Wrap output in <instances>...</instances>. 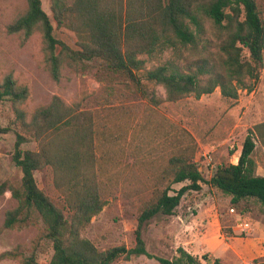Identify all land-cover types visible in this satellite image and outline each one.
<instances>
[{
	"label": "trees",
	"instance_id": "obj_1",
	"mask_svg": "<svg viewBox=\"0 0 264 264\" xmlns=\"http://www.w3.org/2000/svg\"><path fill=\"white\" fill-rule=\"evenodd\" d=\"M49 10L52 18L41 0H24L6 31L23 40L39 35L43 65L54 81L60 80L64 68L82 73L98 63L104 70L128 76L152 105H158L188 95L198 98L216 87L223 97L236 99L239 88L251 90L247 80H257L264 66V19L256 0H49ZM52 19L57 28L73 33L75 48L56 37ZM205 19L217 29L215 38L207 37ZM168 50L172 57L158 60ZM152 60L157 61L147 68L146 62ZM204 75L208 77L201 82ZM156 86L164 89V96L156 95ZM28 96V86L11 72L0 76V102L9 101L13 112L10 125L0 131L14 133L12 160L21 172L18 184L0 182V194L8 192L14 200L2 226L36 228L51 247L46 264H113L141 255L160 264H223L182 246L169 258L157 256L147 250L142 237L145 225L171 218L182 195L203 184L229 195L234 204L255 199L264 215V176L256 173L252 157L255 141L264 147L263 120L248 130L237 163L216 165L209 178L193 161V141L180 142L167 161V183L139 208L134 245L98 249L81 233L105 204L96 171L93 113L79 103H65L59 95L27 110ZM31 142L35 148L21 147ZM44 169L51 171L62 206L37 184L34 173ZM180 182L187 183L170 194L171 186ZM37 243L19 264H40ZM16 256L11 250L0 258ZM254 263L264 264V256Z\"/></svg>",
	"mask_w": 264,
	"mask_h": 264
},
{
	"label": "rangeland",
	"instance_id": "obj_2",
	"mask_svg": "<svg viewBox=\"0 0 264 264\" xmlns=\"http://www.w3.org/2000/svg\"><path fill=\"white\" fill-rule=\"evenodd\" d=\"M256 1L264 19V0ZM41 3L51 17L49 0H41ZM23 4L24 0H0V76L11 72L18 82L28 86L29 96L24 104L27 110L48 102L52 95H59L65 103H79L92 111L96 171L105 204L81 233L98 249L134 245L139 208L153 191L167 183L164 177L167 161L180 142L189 144L193 141V161L200 160L201 154L208 152L218 165L229 161L231 153L241 149L248 130L264 120V66L257 80H247L251 90L239 88L236 99L223 97L216 87L198 98L188 95L158 105H152L128 76L104 70L98 63L89 64L88 71L82 73H71L64 68L60 80L54 81L43 65L39 35L23 40L18 34L6 31V25ZM204 22L207 37L215 38L217 29L210 20ZM52 23L56 37L75 48L73 33L57 28L53 19ZM171 57L168 50L158 60ZM156 61L145 65L149 68ZM207 77L202 76L201 82ZM147 86L152 88L151 84L147 83ZM154 91L156 95L164 96L161 86L154 87ZM12 118L10 102L1 101L0 128L10 125ZM14 141L12 131H0V182L19 183L21 172L12 160ZM255 145L252 154L255 171L264 176V147L257 141ZM21 147L33 149L35 143H25ZM202 174L207 177L205 172ZM34 176L39 188L62 206L63 199L52 184L51 171H36ZM186 183L173 184L169 193L173 194ZM13 205L14 200L8 192L0 194V255L11 250L17 254L13 258H0V264H19L21 257L29 255L37 242L38 261L46 264L51 247L39 238L36 228L16 230L2 226L5 211ZM201 207L217 212L226 232L237 222L249 221L252 225L250 233L245 235L237 230L243 242L253 237L255 229L264 233V215L255 199L246 198L234 204L229 195L203 184L199 190H188L182 195L171 218L152 220L144 226L142 237L147 250L157 256L171 257L179 246L173 232L177 216L189 221ZM256 259L246 264H252ZM113 264L160 263L155 258L141 255L130 259L122 257Z\"/></svg>",
	"mask_w": 264,
	"mask_h": 264
},
{
	"label": "crops",
	"instance_id": "obj_3",
	"mask_svg": "<svg viewBox=\"0 0 264 264\" xmlns=\"http://www.w3.org/2000/svg\"><path fill=\"white\" fill-rule=\"evenodd\" d=\"M240 150L232 152L228 162L237 163ZM176 219L173 232L178 245L193 255L219 258L223 264H246L264 256V233L255 229L253 237L243 242L234 225L226 232L218 213L210 208L201 207L189 221Z\"/></svg>",
	"mask_w": 264,
	"mask_h": 264
},
{
	"label": "built area",
	"instance_id": "obj_4",
	"mask_svg": "<svg viewBox=\"0 0 264 264\" xmlns=\"http://www.w3.org/2000/svg\"><path fill=\"white\" fill-rule=\"evenodd\" d=\"M235 151L236 150H234V152ZM195 161L198 164L199 171L201 173L205 172L207 175V178H209L212 173V170L216 167V165L213 162L212 156L208 152H203L200 156V160L196 159ZM201 165H203L204 167L203 169H201ZM230 211H233V208H230ZM234 228L238 230L240 233L247 235V233L251 232L252 225L249 221H240L234 225Z\"/></svg>",
	"mask_w": 264,
	"mask_h": 264
}]
</instances>
